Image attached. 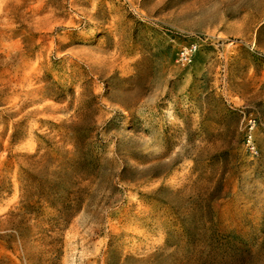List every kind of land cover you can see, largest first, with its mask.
Returning <instances> with one entry per match:
<instances>
[{
  "label": "rangeland",
  "instance_id": "rangeland-1",
  "mask_svg": "<svg viewBox=\"0 0 264 264\" xmlns=\"http://www.w3.org/2000/svg\"><path fill=\"white\" fill-rule=\"evenodd\" d=\"M0 264H264V0H0Z\"/></svg>",
  "mask_w": 264,
  "mask_h": 264
},
{
  "label": "built area",
  "instance_id": "built-area-1",
  "mask_svg": "<svg viewBox=\"0 0 264 264\" xmlns=\"http://www.w3.org/2000/svg\"><path fill=\"white\" fill-rule=\"evenodd\" d=\"M198 47L199 45L197 42H191L185 46H182L177 52L178 61L182 63L188 62L191 58V55L197 50ZM251 147L252 149L254 148L252 145Z\"/></svg>",
  "mask_w": 264,
  "mask_h": 264
}]
</instances>
